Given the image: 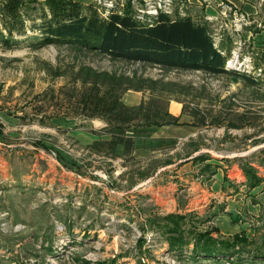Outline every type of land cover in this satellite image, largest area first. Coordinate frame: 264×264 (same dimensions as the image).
Listing matches in <instances>:
<instances>
[{"label":"rangeland","instance_id":"1","mask_svg":"<svg viewBox=\"0 0 264 264\" xmlns=\"http://www.w3.org/2000/svg\"><path fill=\"white\" fill-rule=\"evenodd\" d=\"M26 1L37 18L45 0ZM75 1L100 15L129 10L143 19L156 8L189 17L223 50L225 69L255 84L229 74L164 73L64 46L32 50L38 32L27 21L19 47L0 50V264H264V184L245 185L248 168L264 180V0ZM105 75L124 89L146 79L174 83L128 90L121 100L138 93L170 116L178 103L197 133L169 142L178 147L173 155L151 149L113 159L89 150L87 134L99 138L106 124ZM166 120L129 130L151 137ZM199 156L208 159L193 160ZM171 221L231 254L193 260L192 242L176 254Z\"/></svg>","mask_w":264,"mask_h":264},{"label":"trees","instance_id":"2","mask_svg":"<svg viewBox=\"0 0 264 264\" xmlns=\"http://www.w3.org/2000/svg\"><path fill=\"white\" fill-rule=\"evenodd\" d=\"M43 7L37 18H32L27 15V10L35 11L32 2L1 0L0 50L17 49L20 44L18 40L26 37V24L30 21L34 24L32 29L38 32V37L29 44L32 50L46 46H64L76 51L104 55L110 61L155 66L164 73L195 71L213 76L229 74L244 79L248 84H255V80L244 74L225 69L227 56L221 54L223 50L215 47L210 33L203 25L195 24L189 17L172 19L159 12L154 17L142 19L129 10L117 12L115 9L104 17L92 4L82 5L75 0H45ZM36 20L38 23H35ZM106 76L109 84L106 87L103 111L100 113L106 124L100 129V135L94 134L100 137L88 147L89 150L113 159L131 156L135 149V136L139 133L130 132L129 129L137 127L134 125L136 122L157 120L166 115L165 125L177 124L176 118L161 115L158 103L142 99L136 106H126L121 101L122 94L128 90L144 92L158 90V87L164 90L177 85L146 79L142 81V85L124 89L121 79ZM182 113H185L184 107ZM190 116L194 117V114L190 113ZM162 124L159 123L158 126ZM207 159L199 156L193 160L203 162ZM245 175L248 189L264 184V180L258 178L251 168L247 169ZM167 232L171 248L176 249V254L180 256L183 255L180 248L189 242L194 246L193 260L220 261L231 254L228 253V246L215 245L217 243L208 235L193 232L184 234L178 221H171Z\"/></svg>","mask_w":264,"mask_h":264},{"label":"crops","instance_id":"3","mask_svg":"<svg viewBox=\"0 0 264 264\" xmlns=\"http://www.w3.org/2000/svg\"><path fill=\"white\" fill-rule=\"evenodd\" d=\"M88 5V4H84ZM142 100L141 95L138 93H133L132 95L126 94L122 98V103L125 104L126 106H136L138 105ZM170 114L174 116L175 118L178 119V126H166V127H161L164 128L161 131V128L156 129V131L153 130V136L151 137H143L142 135H136L135 136V149L132 153L134 155L137 151L139 153H148L150 150H154L157 152H160V150H165L168 152L169 155H173L174 152L178 150V147H165L168 146V143L172 141L175 144V140L179 139H189L190 137L194 136L197 132V129L192 127L190 125V121L187 120L185 115L182 113V107L180 104L173 102L170 105L169 108ZM95 136H92L90 134H87L86 139L84 141L86 142L85 144L90 146L95 140H97ZM149 139L152 142L146 141ZM154 144V143H159L158 147H149V144ZM167 148V149H166ZM121 151V149L119 150ZM193 153H196L194 151ZM195 154L190 155L193 156Z\"/></svg>","mask_w":264,"mask_h":264},{"label":"built area","instance_id":"4","mask_svg":"<svg viewBox=\"0 0 264 264\" xmlns=\"http://www.w3.org/2000/svg\"><path fill=\"white\" fill-rule=\"evenodd\" d=\"M108 6H110L109 8H112V7H111L112 5H108ZM151 12H153V13H150L151 15H153L152 17L156 16L157 13H158V11H157L156 8L154 9V11L151 10ZM107 15H108V13H107V14H104L103 16L105 17V16H107Z\"/></svg>","mask_w":264,"mask_h":264}]
</instances>
